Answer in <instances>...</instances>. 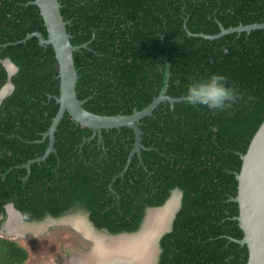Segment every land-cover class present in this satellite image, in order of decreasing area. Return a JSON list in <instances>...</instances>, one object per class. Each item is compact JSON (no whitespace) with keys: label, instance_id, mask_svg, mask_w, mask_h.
<instances>
[{"label":"trees","instance_id":"1","mask_svg":"<svg viewBox=\"0 0 264 264\" xmlns=\"http://www.w3.org/2000/svg\"><path fill=\"white\" fill-rule=\"evenodd\" d=\"M67 22L77 71V98L99 116L131 115L158 97L184 98L187 84L209 73L228 78L241 99L226 111L161 102L140 119V156L129 155L134 133L121 127L97 138L65 113L54 132V152L40 143L59 109L58 65L50 45L29 34L46 29L33 0H0V58L19 73L14 94L0 104V213L14 202L26 218L83 211L110 235L135 233L149 208L181 193L170 231L158 242L155 264H245L246 246L236 217V174L241 155L264 120V29L225 28L264 21V0H58ZM0 70V82L5 81ZM2 87H0L1 90ZM22 166V167H21ZM25 181V182H24ZM111 185V187H109ZM23 188L33 205L14 200ZM115 191V194L111 191ZM12 191V192H11ZM26 254L0 239V264Z\"/></svg>","mask_w":264,"mask_h":264},{"label":"water","instance_id":"2","mask_svg":"<svg viewBox=\"0 0 264 264\" xmlns=\"http://www.w3.org/2000/svg\"><path fill=\"white\" fill-rule=\"evenodd\" d=\"M31 3L39 9L47 36L44 38L40 33H32L22 41L36 37L40 45H50L52 47L58 65L59 95L55 97V100L59 104V109L49 129L44 133V138H49L44 154L41 157L30 160L24 168L29 171V167L33 162L43 161L50 153L54 152V132L65 113L76 124L91 130V137L86 139L88 141L96 135L101 139L102 130L119 129L121 127L131 129L134 133V145L129 159L134 154L140 156V150L144 149L141 144L140 119L150 116L152 111L161 102L167 101L173 107L175 103L185 100L184 98H170L166 95L169 79L168 70L166 72L164 88L158 97L145 109L134 111L131 115L115 116H99L88 112L83 108L85 101H80L76 95L75 87L78 77L73 60V53L85 48L87 43L79 46H73L70 43V36L66 31L67 22L63 20L60 12L61 5L58 0H33ZM257 29H264V21L250 25H239L228 29L220 25V33L218 35L198 36L215 39L231 33H250ZM7 69L9 72L13 71L10 65ZM7 91L8 88L6 86L2 87L0 95H4ZM241 161L240 170L236 174L237 193L232 198V201L238 205L236 220L242 230L243 237L235 241L247 248L248 258L245 264H264V120L253 135L245 154L241 155ZM180 199L181 193L174 191L162 206L149 209L143 224L135 233H124L114 236L95 230L86 220L81 221V224L86 226L90 231L88 237L94 238L95 251L93 255L100 250L96 244V239L100 240L103 244L108 242L107 244L110 247L120 242L127 245V247L129 246L128 250L133 251L131 253L142 252V255L138 259L139 262H142V264H152V244L154 241L158 242L164 233L170 231L171 221L180 206ZM156 221L166 223V227H163L162 230L160 229V232H154ZM89 259L91 260L89 264H94V262L92 263V257ZM138 261L135 264H138Z\"/></svg>","mask_w":264,"mask_h":264},{"label":"flooded vegetation","instance_id":"3","mask_svg":"<svg viewBox=\"0 0 264 264\" xmlns=\"http://www.w3.org/2000/svg\"><path fill=\"white\" fill-rule=\"evenodd\" d=\"M7 72L8 74H11V72H9L8 69H7ZM90 137L91 136H89L88 138ZM94 138H97V143H102L101 141L102 137L101 139H99L98 136L96 135ZM45 141H47V145H48L49 138L47 137L44 138V134H43V138L40 140V143H43ZM25 165L26 164L22 166L24 167ZM30 167H29V171L27 170L28 172L27 176H25L23 180H27L29 178L28 176L31 172ZM109 187H111V185H109ZM12 191H13L15 201L17 202L21 201L23 204L33 205L32 201L30 200L31 197L29 196L31 195V193L29 192L27 193V191L24 188H23V191L21 190V192L23 195L25 194L27 196L25 198H22L23 196L22 197L20 196V191H18L16 188H13ZM111 193L115 194V191L112 190ZM149 209H152V208H149ZM75 215H78V216L74 217ZM83 220L88 221L95 230L102 232V233L105 232V231L96 229L93 226V224L90 222L88 218V214L84 213L83 211H74L70 209L64 215L57 217V218L51 217L50 215H44L41 218H37V217L36 218H26L23 216V214L18 209H16L14 202L10 201V202H6L2 204V212L0 213V239L5 240L7 242L14 243L17 247H19L22 251H24V253L26 254V258L24 262L19 263V264H44L45 261L43 260L44 259L43 254H38V252L41 253L40 252L41 247H38V243L42 238H45V236L48 235L47 232L49 231V228L52 226H57V227L66 226L67 228L70 229V231L74 233L73 238L76 239L78 236L79 237H82V236L77 235V233L80 232L81 230H78L74 223L78 222L79 224H81V221ZM80 247L82 246H78L77 248H80ZM65 251H67L65 248L63 249L60 248L58 251L56 250L55 254L53 253V255L48 252L49 253L48 256H51V258L55 257L54 264H70L71 263L70 261L73 258L79 257V256H75L74 254H68V252H65ZM78 252H80V250ZM15 264H18V263H15Z\"/></svg>","mask_w":264,"mask_h":264},{"label":"clouds","instance_id":"4","mask_svg":"<svg viewBox=\"0 0 264 264\" xmlns=\"http://www.w3.org/2000/svg\"><path fill=\"white\" fill-rule=\"evenodd\" d=\"M9 65L13 69L11 74L7 72ZM0 70H5L6 74V79L0 82V87L8 88L4 95H0V102H3L15 92V82L11 77L19 73L20 65L11 56H5L0 58ZM183 96L189 105L204 106L213 111H226L241 99L235 87L228 83V78L215 72L191 81L187 84Z\"/></svg>","mask_w":264,"mask_h":264},{"label":"rangeland","instance_id":"5","mask_svg":"<svg viewBox=\"0 0 264 264\" xmlns=\"http://www.w3.org/2000/svg\"><path fill=\"white\" fill-rule=\"evenodd\" d=\"M77 216L78 215H75L74 217H77ZM159 223L157 222V225H159V226L156 225L154 227V229H156V230H154V232H156V231L160 232L161 228L166 227L165 222L163 223L161 221ZM47 233H48V235H46L45 238H42L38 243V247H41V251L38 249L41 253L38 252V254H43V256H44L43 260L45 261L44 264H54L55 257L51 258V256H48V255H49V253H51L52 255H53V253L55 254V251L56 250L58 251L60 248H62V249L65 248L67 250L65 252H68V254H74L75 256L86 257V258H88V257L90 258L91 257L90 255H92L93 252L95 251V249H94L95 244H94L92 237L88 238V236H86L81 231L78 232L77 235H81L82 237L78 236L76 239L73 238L74 233L72 231H70V229L67 228L66 226H58V227L52 226L49 228V231ZM158 242H159V240H158ZM158 242L154 241V243L152 244V249H153L152 250L153 251L152 264H155V262H156V256L158 253ZM107 243L108 242H106L104 245L110 247V245ZM117 243H119V244H116L117 246H115V247H118V246L124 247V244H121L120 242H117ZM59 246H60V248H59ZM78 246H82V247L77 248ZM79 250H80V252H78ZM92 262H94V261H92ZM138 264H142V262H139Z\"/></svg>","mask_w":264,"mask_h":264},{"label":"bare ground","instance_id":"6","mask_svg":"<svg viewBox=\"0 0 264 264\" xmlns=\"http://www.w3.org/2000/svg\"><path fill=\"white\" fill-rule=\"evenodd\" d=\"M74 224L76 225V228L81 230L86 236L90 235V231L88 230L86 226H83L82 224H79L78 222H75ZM156 225H157V221H156ZM96 244L98 245L100 250L95 255L93 254L90 255L94 261V264H135L140 258V256L142 255V252L131 253L133 251H129L128 250L129 246L127 247V245H124V247L123 246L115 247L117 245H114L111 247L112 248L111 249L110 247L100 242V240L98 239H96ZM70 262H71L70 264H89L91 260L86 257H75Z\"/></svg>","mask_w":264,"mask_h":264}]
</instances>
